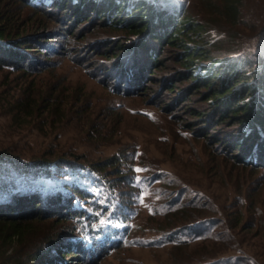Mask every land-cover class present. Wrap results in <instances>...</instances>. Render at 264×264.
Instances as JSON below:
<instances>
[{
    "label": "rangeland",
    "instance_id": "1",
    "mask_svg": "<svg viewBox=\"0 0 264 264\" xmlns=\"http://www.w3.org/2000/svg\"><path fill=\"white\" fill-rule=\"evenodd\" d=\"M0 10L11 15L5 25L11 40L34 38L32 47L23 48L30 70L0 67V151L8 150L27 164L42 157H82L79 162L102 169L112 186L107 189L76 178L94 193L95 209L108 206L97 226L108 222L116 210L129 227L120 247L98 260L69 258L70 264H264L263 169H238L206 143L201 131L207 126L203 113L208 103L199 93L187 94V83L174 79V66L152 75L156 80L152 89L133 92L125 89L127 80L115 69L120 63L129 71L130 50L123 49L118 58L107 57L102 50L119 41H135L133 36H125L121 29L95 27L99 20L67 28V20L57 11L32 9L24 0H0ZM188 13L210 21L203 37L221 42L218 51L224 58L257 61L262 70L264 0H243L234 27L204 0H191ZM142 56L136 71L148 63L146 54ZM93 71L100 79L89 73ZM171 78L176 83L173 89L165 86ZM24 100L33 104L34 110H28L32 115L19 112L16 105ZM195 130L200 136L191 133ZM7 173L15 179L19 175L12 169L0 171V177ZM182 189L187 191L180 198ZM179 210L183 211L176 216L179 225L191 223L192 231L203 230L209 236L186 245L166 242L159 234L167 225L163 219ZM45 214L34 224L35 246L50 237L65 239L70 228L76 229L68 219ZM5 251L0 250V264Z\"/></svg>",
    "mask_w": 264,
    "mask_h": 264
},
{
    "label": "trees",
    "instance_id": "2",
    "mask_svg": "<svg viewBox=\"0 0 264 264\" xmlns=\"http://www.w3.org/2000/svg\"><path fill=\"white\" fill-rule=\"evenodd\" d=\"M24 1L32 9L57 11L58 16L67 20L64 23L67 28L99 20L93 24L95 27L121 29L126 32L125 36H133L135 41L124 44L119 41L113 48L102 49L103 55L113 58L122 56L123 49L132 53L129 71L121 69L120 63L115 68L127 80L125 89H152L156 81L152 75L157 74L158 69L174 66L177 70L174 79L187 83V94L199 93L208 103L209 109L203 113L207 115L204 119L207 126L201 131L206 143L215 147L225 160L232 161L236 168L263 169L264 175V60H261L263 68L259 71L257 61L238 62L224 58L225 55L218 51L221 42L211 43L203 37L210 21L188 13L191 0H50L37 4L33 3L36 0ZM204 1L219 12L225 23L233 27L239 23L243 0ZM10 16L0 10V67L5 66L10 72H27L30 61L23 48L32 47L34 38L11 40L12 33L5 27ZM142 53L146 54L148 63L136 71L140 62L138 56ZM168 60L169 64L165 62ZM89 73L97 75L94 71ZM168 85L170 89L175 87L173 78L165 86ZM159 88L161 90L162 85ZM32 105L24 100L16 106L20 113L29 116L32 113L28 114V110H34ZM189 112L195 114L192 109ZM191 133L201 134L196 130ZM222 134L227 137L223 138ZM75 156L76 160L42 157L34 162L27 161V164L8 150L0 151V171H19L16 179L8 173L0 177V250L7 249L1 264H70L69 258L76 256L98 260L123 245L129 227L124 225V220L118 219V211L106 219L108 222L97 226L100 213L107 212L108 206L95 209L94 193L90 187L78 184L76 178L107 189L112 188L110 182L102 169L83 164L79 162L82 157ZM113 160L118 162L119 159L114 157ZM44 182L51 183V187L44 186ZM185 191H179L180 198L186 195ZM196 205L202 207L203 204ZM46 212L70 220L77 232L70 228L65 239L50 237L41 246H35L34 224L47 216ZM179 212L183 213L179 210L163 219L167 225L159 234L166 237V242L177 240L186 245L209 236L203 230L192 231L191 223L179 225L176 218ZM115 223L119 227L113 226ZM9 250L12 251L8 253Z\"/></svg>",
    "mask_w": 264,
    "mask_h": 264
},
{
    "label": "snow or ice",
    "instance_id": "3",
    "mask_svg": "<svg viewBox=\"0 0 264 264\" xmlns=\"http://www.w3.org/2000/svg\"><path fill=\"white\" fill-rule=\"evenodd\" d=\"M136 171H137V172H139L140 170H139V169H137Z\"/></svg>",
    "mask_w": 264,
    "mask_h": 264
}]
</instances>
